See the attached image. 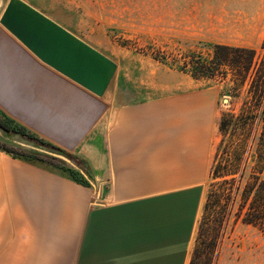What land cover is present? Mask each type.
<instances>
[{"label": "crops", "instance_id": "0c3cea01", "mask_svg": "<svg viewBox=\"0 0 264 264\" xmlns=\"http://www.w3.org/2000/svg\"><path fill=\"white\" fill-rule=\"evenodd\" d=\"M134 4L0 0V114L72 160L0 151V264H188L220 111L102 45Z\"/></svg>", "mask_w": 264, "mask_h": 264}, {"label": "rangeland", "instance_id": "374dc122", "mask_svg": "<svg viewBox=\"0 0 264 264\" xmlns=\"http://www.w3.org/2000/svg\"><path fill=\"white\" fill-rule=\"evenodd\" d=\"M123 16L121 20L102 22L106 35L101 43L113 55L142 62L152 75L156 73L158 76L160 72L168 86L178 83L183 90L196 87L206 90L215 97L219 111H238L244 92L240 97H231L228 79L193 78L154 59L153 55L166 53L170 58L172 54L188 49L209 55L214 43L254 48L257 54H261L264 50L261 47L264 38V0H166L165 5H160L159 0H135L134 12L128 18L126 13ZM88 24L92 27L95 25ZM0 118L16 130L7 132L0 128V144L11 149V152L1 148L0 151L14 157L40 159L60 167H67L72 162L69 156L12 119L2 114ZM218 139L219 134L214 146ZM207 188L208 180L200 198L189 259L196 245L198 221ZM213 264H264V232L240 222L228 226L216 247Z\"/></svg>", "mask_w": 264, "mask_h": 264}, {"label": "trees", "instance_id": "16d2710c", "mask_svg": "<svg viewBox=\"0 0 264 264\" xmlns=\"http://www.w3.org/2000/svg\"><path fill=\"white\" fill-rule=\"evenodd\" d=\"M153 58L193 78L228 79L233 98L244 92L237 112L219 113V139L213 147L198 237L188 262L213 264L216 247L228 226L240 222L264 232V50L257 54L254 48L214 43L209 55L188 49L170 58L166 53ZM0 128L16 131L1 118ZM0 148L11 152L1 144ZM69 172L84 182L73 170Z\"/></svg>", "mask_w": 264, "mask_h": 264}]
</instances>
